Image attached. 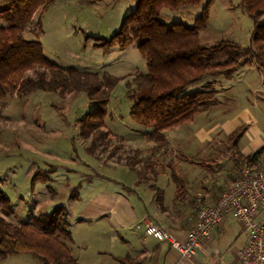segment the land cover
I'll return each instance as SVG.
<instances>
[{
  "label": "rangeland",
  "instance_id": "obj_1",
  "mask_svg": "<svg viewBox=\"0 0 264 264\" xmlns=\"http://www.w3.org/2000/svg\"><path fill=\"white\" fill-rule=\"evenodd\" d=\"M205 1L201 0L198 5L184 3L175 9L164 6L160 9L159 19L164 23L179 21L191 24ZM134 2L52 0L33 14L23 31L26 38L39 40L44 55L60 65H73L97 73L106 71L120 77L111 89L106 104L104 128L111 136L105 145L95 149L94 155L99 159L119 161L120 157L122 161L125 158H135L141 162L150 160L148 148L151 143L141 135V131L147 127L129 114L131 100L126 94L125 83L137 71L148 72L145 59L134 42L123 47L112 45L104 50L86 38H107L112 35ZM237 2L210 0L206 26L198 32L200 43H213L219 39L233 40L242 45L249 43L252 20ZM261 17L264 23V12ZM244 66L246 68H239L232 78L211 79L212 87L217 89L213 95L217 100L193 122L180 123L166 130L170 142L155 155V160L165 168L160 173L166 172L168 182L174 184L170 177V171L174 169V172L183 175L184 182L192 183H187L186 194L200 190L201 183L202 187L212 183L211 189L221 187L222 190L231 183L234 162L229 161L224 120L243 105L258 121L256 124L251 117L235 118L247 124V136L251 137L253 144H257L251 152L264 144V135L260 141L261 133L254 130L259 123L264 126L263 93H260V97L251 96L249 91L252 89L246 88L243 83L254 85L256 82V86L260 87L258 84L264 83V74L253 63ZM201 85L202 82H196L188 90L200 88ZM92 110L93 107L86 103L83 91L61 95L53 91L34 90L24 98L13 95L0 99V188L9 198L7 208L0 205L2 217L12 223H30L33 215L49 214L58 206L66 216L69 227H74L78 221L73 207L79 206L82 195L86 196L101 185L122 187L121 180L116 184L114 178L83 169L82 160L90 159V155L83 146L89 144V138H83L81 131L85 114ZM245 137L246 133L240 137V142L247 140ZM66 154L72 157L77 154L80 161H66L63 157ZM200 160L209 163L206 167L198 165L196 162ZM90 162L95 163L94 160ZM50 165L56 167L47 171L50 178L46 181L38 178V175L46 174L42 169ZM86 176H91L92 181L86 182ZM79 180L82 190H79L80 187L71 190ZM138 185H130L134 194L138 189H145L154 196L158 187ZM133 193L131 195L135 197ZM0 264L43 263L36 256L21 252L0 257Z\"/></svg>",
  "mask_w": 264,
  "mask_h": 264
},
{
  "label": "trees",
  "instance_id": "obj_2",
  "mask_svg": "<svg viewBox=\"0 0 264 264\" xmlns=\"http://www.w3.org/2000/svg\"><path fill=\"white\" fill-rule=\"evenodd\" d=\"M51 1L0 0V99L13 95L24 98L34 90L53 91L61 95L85 92L86 103L93 110L84 116L86 119L81 135L89 138V144L84 148L88 154L94 155L95 149L105 145L111 136L104 128L103 119L110 91L120 77L106 71L97 73L73 65H60L44 55L39 40L24 36V28L32 20L33 14ZM134 1V6L123 16L119 28L112 35L107 38H86L104 50L112 45L123 47L134 42L148 66V72L137 71L125 83L126 94L131 100L129 114L147 127L141 131V135L151 143L150 160L118 159L135 171L133 184L138 185L156 180L164 171L163 165L156 162L155 155L169 144L165 131L192 121L199 111L217 100L213 97L217 89L212 87L211 79L232 78L239 68L252 63L264 74V23L261 17L264 0L237 2L252 20L247 45L229 39H219L213 43L199 42L198 32L206 26L210 0L201 5L199 15L191 24L179 21L164 23L159 19L160 9L164 6L175 9L184 3L198 5L201 0ZM196 82H202L201 87L189 91L188 87ZM245 129L246 124L242 123L226 136L229 160L234 162V167L244 163L255 167L264 163V144L247 154L238 149V141ZM196 163L206 167L209 161ZM54 168V165H50L42 169L46 174L37 177L46 181L50 178L47 171ZM170 177L175 185L173 205L195 206L197 193L186 194L188 184L184 182L183 175L173 169ZM234 179L233 176L231 181ZM80 185L81 180L71 190ZM120 185L123 190L132 191L130 186L122 182ZM155 189L154 199L161 204L163 189ZM221 191L219 187L218 192ZM200 197L203 199L202 195ZM0 205L4 208L9 205V198L1 188ZM57 207L49 214L33 215L30 223H12L0 215V257L26 252L39 258L43 264H80L70 250L68 220ZM196 215L195 209L194 221ZM118 261L126 264L123 257Z\"/></svg>",
  "mask_w": 264,
  "mask_h": 264
},
{
  "label": "crops",
  "instance_id": "obj_3",
  "mask_svg": "<svg viewBox=\"0 0 264 264\" xmlns=\"http://www.w3.org/2000/svg\"><path fill=\"white\" fill-rule=\"evenodd\" d=\"M242 68H246V66ZM243 83H245L246 88L252 89L249 91L251 96L260 97V93H263L264 98V83L260 82L258 84L260 87L256 86V82L254 85H248V82L244 81ZM235 92L239 94L238 91ZM204 110L206 109L199 111L193 120ZM240 116L248 119L251 117L258 124L256 117L254 118L250 110L243 105L235 113L228 115L225 120L222 119L225 123L226 134L244 123L235 119H241ZM246 129L243 134L246 133L245 138L247 140L240 142L239 139L238 141V149L244 154L250 153L257 147V144L252 143L251 137L247 136ZM254 130L261 133L260 141H262L264 126L259 123V126ZM81 140L83 141V139ZM83 146L85 147V144ZM44 151L46 152L45 149ZM89 155L90 159L85 162L82 160L83 169L94 170L107 178H114L116 184L123 181L125 185H133L136 180V173L127 164L122 161L104 160L103 158L99 159L96 155ZM63 157L66 161H80L77 154L73 157L66 154ZM91 160H94L95 163L92 164ZM231 173L232 177H235L233 169ZM166 176V172L160 173L156 180L140 184L141 186L147 184L149 187L155 185L162 188L161 204H158L154 196L151 195L152 193L146 192L145 189H138L134 194L133 191H125L120 186L106 187L101 185L86 196L82 195L79 198V206L73 207L78 223L74 227H69L68 224L71 235L69 246L76 260L80 264H120L118 258L123 257L126 264H237V251L245 245L246 232L238 221L230 216L225 217L215 227L210 238L205 240L201 249L191 258L180 257L166 241L145 235L142 226L134 227L146 216L170 230L177 238L183 239L185 231L193 225L195 206L173 205L172 197L175 187L172 182H168ZM87 177L89 178H86V182L92 181L91 176ZM187 183L191 182L188 181ZM210 185L202 187L201 183V189L194 191L197 193L196 199H201L200 196L202 195V201L205 200L206 203L215 202L220 192L218 189H211ZM82 188L83 186H80L79 190ZM78 233L83 234L78 235Z\"/></svg>",
  "mask_w": 264,
  "mask_h": 264
},
{
  "label": "built area",
  "instance_id": "obj_4",
  "mask_svg": "<svg viewBox=\"0 0 264 264\" xmlns=\"http://www.w3.org/2000/svg\"><path fill=\"white\" fill-rule=\"evenodd\" d=\"M235 179L212 203L197 198V218L185 231L183 239L148 217L134 227L157 240L166 241L180 257L191 258L209 239L213 230L225 217L230 216L246 232V242L237 251V264H264V163L255 167L247 164L233 167Z\"/></svg>",
  "mask_w": 264,
  "mask_h": 264
}]
</instances>
